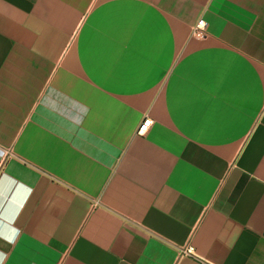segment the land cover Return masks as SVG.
Segmentation results:
<instances>
[{
    "label": "crops",
    "instance_id": "1",
    "mask_svg": "<svg viewBox=\"0 0 264 264\" xmlns=\"http://www.w3.org/2000/svg\"><path fill=\"white\" fill-rule=\"evenodd\" d=\"M0 264H264V0H0Z\"/></svg>",
    "mask_w": 264,
    "mask_h": 264
},
{
    "label": "built area",
    "instance_id": "2",
    "mask_svg": "<svg viewBox=\"0 0 264 264\" xmlns=\"http://www.w3.org/2000/svg\"><path fill=\"white\" fill-rule=\"evenodd\" d=\"M192 35L196 38L204 39L207 36V22L201 18L193 27ZM153 124V120L146 117L138 129L139 135H145ZM194 254V248L188 247L182 251V255L191 256Z\"/></svg>",
    "mask_w": 264,
    "mask_h": 264
}]
</instances>
